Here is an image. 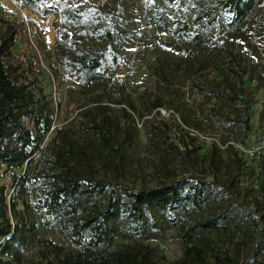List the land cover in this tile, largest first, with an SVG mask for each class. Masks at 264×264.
<instances>
[{"label": "trees", "instance_id": "16d2710c", "mask_svg": "<svg viewBox=\"0 0 264 264\" xmlns=\"http://www.w3.org/2000/svg\"><path fill=\"white\" fill-rule=\"evenodd\" d=\"M71 1L24 0L22 5L45 18L60 11L67 27L77 24L81 35L102 37L106 50L62 42L60 64L67 73L88 77L121 65L125 60L111 29L99 18H88ZM122 1L117 0L118 7ZM166 1L181 12L175 35L197 45L204 43L207 28L221 20L219 12L229 15L226 25L233 30L259 4V0ZM0 25V264L22 263L39 223L45 229H60L69 245L45 240L41 260L29 264H156L149 245L135 243L116 250L112 245L121 233L137 240L158 230L157 213L174 211L182 215L173 223L184 244L183 256L174 264H264V204L250 212L211 213L209 203L224 192L215 182L186 178L142 188L119 183L131 138L101 94L95 95L91 109L75 117L84 138H77L71 129L57 131L56 150H42L38 166L30 167L43 142L39 128H48L54 120L51 92H46L45 74L33 57L23 62L15 52L23 25L16 21ZM113 95L112 104L121 106L122 117L128 118L127 100L121 93ZM162 131L161 126L154 130ZM7 174L14 179L15 196L10 197L9 188L1 183ZM223 239L226 244L220 245Z\"/></svg>", "mask_w": 264, "mask_h": 264}, {"label": "rangeland", "instance_id": "374dc122", "mask_svg": "<svg viewBox=\"0 0 264 264\" xmlns=\"http://www.w3.org/2000/svg\"><path fill=\"white\" fill-rule=\"evenodd\" d=\"M8 1L12 7L6 9L3 2ZM23 1L0 0V23L17 22L21 11L38 17L42 54L56 79L53 84L43 75L42 81L47 93L56 87L63 96L57 123L82 140L75 117L91 109L95 95L101 94L111 114L119 117L128 131L131 141L124 150L127 162L124 178L119 179L122 186L142 188L195 178L221 184L224 190L209 203L211 213L222 209L250 212L264 204V0H259L248 19L233 30L226 25L229 15L219 12L221 20L207 28L202 45L184 42L175 35L181 12L166 0H123L119 7L117 0H72L70 4L83 8L88 18H99L111 29L125 60L88 77L62 68L61 44L68 41L91 51L96 47L106 50L102 37L81 35L77 24H64L60 11L45 18L23 6ZM23 27L21 49L15 52L24 58L27 38ZM118 30L125 34H118ZM117 93L127 100L130 116L126 119L121 106L109 99ZM156 126L163 131L154 132ZM189 130L197 132V137L190 136ZM54 136H43L42 142L52 152L56 150ZM38 163L34 159L30 167ZM112 176L108 173L109 179L115 180ZM13 180L11 174L1 180L10 197L17 193ZM19 208H23L22 200ZM180 216L178 211L157 213L158 230L137 240L121 233L111 249L142 243L154 249L156 264H174L184 252L173 223ZM45 240L69 245L60 229H45L39 223L21 264L39 262ZM218 242L226 244L224 239Z\"/></svg>", "mask_w": 264, "mask_h": 264}, {"label": "built area", "instance_id": "2783aa9c", "mask_svg": "<svg viewBox=\"0 0 264 264\" xmlns=\"http://www.w3.org/2000/svg\"><path fill=\"white\" fill-rule=\"evenodd\" d=\"M18 23H21V25L25 26V34H26V42L23 45V50L26 52V55L23 57L20 56V52H16L18 56H20V60L25 62L28 57H33V59L37 63V67L39 70H41L47 77L49 81H52L53 84H55V73L52 72V69H50L49 66L45 63V57H43L42 49H41V43H43V36L41 31V26L38 20V17L34 13H25L21 11V17L20 20L17 21ZM17 48H20L19 43L17 44ZM21 49V48H20ZM55 89L51 91L50 95V105L53 108V121L51 125L46 128L45 126H41L39 128L40 134L42 136L48 137V139H51L57 131L62 129L61 124L59 125L57 123L58 116L61 110V107L63 105V96L61 94L60 89L54 87ZM189 134L192 137H197V132H194V130H189ZM48 146L46 143H42L40 146V149L37 154L34 156V159L40 160L41 158V151L46 150ZM4 241V240H3ZM2 241V242H3Z\"/></svg>", "mask_w": 264, "mask_h": 264}, {"label": "crops", "instance_id": "0c3cea01", "mask_svg": "<svg viewBox=\"0 0 264 264\" xmlns=\"http://www.w3.org/2000/svg\"><path fill=\"white\" fill-rule=\"evenodd\" d=\"M3 5H4V7L7 9V8H9L10 6H11V4H10V2L8 1V3L7 2H3ZM12 7V6H11ZM10 7V8H11Z\"/></svg>", "mask_w": 264, "mask_h": 264}]
</instances>
